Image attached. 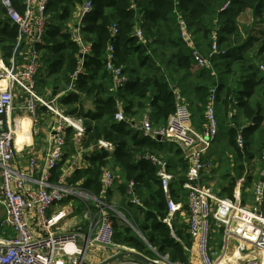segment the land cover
Wrapping results in <instances>:
<instances>
[{
  "label": "trees",
  "instance_id": "1",
  "mask_svg": "<svg viewBox=\"0 0 264 264\" xmlns=\"http://www.w3.org/2000/svg\"><path fill=\"white\" fill-rule=\"evenodd\" d=\"M11 1L22 12L23 0ZM86 1L92 10L82 18L81 33L91 48L82 55L71 39L68 22L75 6ZM226 2L227 7L221 10ZM44 15L42 42L35 45L40 53L35 88L44 98L50 97L48 92L57 96V105L65 113L80 116L85 129L78 147L72 140L73 131L67 129V148L52 171V181L61 179L66 161L78 154L87 164L75 167L66 182L79 184L108 204L114 195L119 196L125 217L140 233L113 217V243L157 258L151 247L158 255L167 254L172 262L186 264L192 240L182 222L170 226L164 222L166 197L156 169L145 155L165 156L175 176L170 197L182 204L180 211L186 215L187 193L182 184L187 160L177 146L172 157L164 155L161 141L143 135L139 125L148 116L154 127L164 126L177 105L185 103L193 128L203 133L207 97L216 86L217 110L227 141L209 158L217 163L220 174L212 188L219 197L232 198L242 178L241 202L252 201L251 189L260 179L264 153V76L258 69V64L264 63V0H48ZM179 17L210 66H196L180 37ZM136 29L142 40L135 35ZM213 33L216 51L211 48ZM16 37V26L0 6V56L8 64L14 55L18 66L27 45L23 41L14 52ZM109 45L112 63L125 77L120 84L105 67ZM86 102L92 107L86 108ZM117 111L122 112L123 120L114 119ZM238 134L243 138L242 147L236 142ZM100 140L111 143L113 150L98 147ZM203 161L206 163L205 157ZM105 169L118 172L120 179L102 194ZM211 179L204 177L205 181ZM130 182L139 204L130 201ZM72 200L76 208L84 209L81 201ZM218 228L221 234L222 227Z\"/></svg>",
  "mask_w": 264,
  "mask_h": 264
},
{
  "label": "built area",
  "instance_id": "2",
  "mask_svg": "<svg viewBox=\"0 0 264 264\" xmlns=\"http://www.w3.org/2000/svg\"><path fill=\"white\" fill-rule=\"evenodd\" d=\"M48 0H23V10L19 12L11 0H0V6L5 9L9 21L16 26L17 37L14 52L20 43L27 45L24 60L16 66L14 55L7 64L0 56V264H83L88 247L92 244L111 246L113 244V217L124 219L123 210L115 204H108L101 198H96L88 189L79 184H68L66 180L52 181V171L61 161L64 153L67 129L73 131L79 141L84 133L83 119L80 116L63 112L57 105L56 97L48 92L49 98L41 97L35 88L34 77L39 67V51L35 45L42 42L45 25V7ZM228 2L222 7L225 9ZM92 10V5L86 1L75 6L68 22L73 42L78 44L81 54L90 52V44L84 40L81 33L82 18ZM180 37L190 48L191 55L197 67H208L210 62L205 59L195 46L194 37L188 29L185 20L178 18ZM115 32V29H112ZM135 35L142 40V33L136 29ZM212 51L217 50L216 34L211 35ZM112 46L107 48L106 69L116 82L125 80L121 68L112 63ZM13 52V54H14ZM259 71L264 76V63L258 64ZM19 88L27 95L25 109L37 121L38 105L45 107L54 114L51 125L52 142L42 164L36 156H30L25 171L15 165L16 148L14 146V126L11 120L16 96ZM217 87L213 86L207 97L205 107L206 128L203 133L197 132L191 125L190 112L187 106L178 104L174 114L170 115L166 125L154 127L148 116L140 122L142 134L160 141H166L177 146L187 160L186 180L182 184L187 193V232L193 242L191 253L195 255L198 264H226L224 260L214 259L210 246V236L213 226L222 227L223 251L234 243L237 256L241 258L238 264H264V153L259 179L252 186V202L250 205L241 202L240 185L237 181L233 197H219L210 185L203 182V172L206 165L203 161L218 133L216 115ZM121 111H117L114 119L123 120ZM37 132L34 129V134ZM238 147L243 146L241 134L236 137ZM98 147L113 150V145L100 140ZM145 158L156 169L160 187L166 197L167 216L164 218L169 226L175 214L181 210V203L174 202L170 197L169 187L175 176L168 167L167 160L158 154L147 153ZM120 174L105 169L103 172L104 194L112 188ZM128 195L133 204L140 202L133 194V183L128 184ZM78 199L84 203L92 202V222H89L88 233L82 229L74 233H57L54 227L63 223L71 213V209L60 210V204L65 199ZM87 214H91L85 205ZM97 219V220H96ZM95 220V222H94ZM81 240V244L79 241ZM232 241V242H231ZM253 251V253H250ZM166 264L172 262L168 255H158ZM225 258V256L223 257Z\"/></svg>",
  "mask_w": 264,
  "mask_h": 264
},
{
  "label": "crops",
  "instance_id": "3",
  "mask_svg": "<svg viewBox=\"0 0 264 264\" xmlns=\"http://www.w3.org/2000/svg\"><path fill=\"white\" fill-rule=\"evenodd\" d=\"M15 91H16L15 98L17 96L18 98L14 99L13 109L11 111V120L13 122L14 132H15L14 135V146L16 148L15 165L20 170L25 171L27 161L30 156H36L39 159V164L43 163L44 157L47 154V150L49 149L50 144L52 142L53 130L51 128V125L55 119L54 118L55 116L51 111H49L45 107L38 105L36 109L37 121L34 123L32 121V116L29 113H27L25 109L27 95L25 94L24 91L20 90L19 88H16ZM89 104L90 102H86L85 107L91 108L92 106ZM182 104L186 106L185 103ZM217 109H218V105L216 106V110ZM262 127L264 129V122L262 124ZM34 129L37 130L35 134H34ZM18 136L22 137L23 139L20 138L17 141ZM226 141H227L226 129L224 128V125H219L217 136L215 137L208 153L204 156L206 158V163L208 164H207V168L205 169V172L203 173V178L204 177L211 178L212 177L211 173L213 175V172L214 175H217V177L220 175L219 172H217L216 170L217 163H212V159L209 158L212 156L211 154L213 151H220L222 146L225 145ZM161 143L163 145V152H164L163 154L164 155L167 154L172 157L174 155L173 151L174 149H176L175 148L176 146L166 141H161ZM81 161L82 162L75 161L73 159V161L70 163L68 167H66L64 164L61 179L66 180V177H69L72 174L75 167L86 166L84 161L83 160ZM114 197L115 199L118 198L117 195H114ZM230 248H228L225 252L224 261L226 264H228V262L229 264H238L241 261V258L237 256L238 253H236L235 249L233 251H230L232 250ZM114 253L115 252L113 250L92 244L88 247L83 261H85L84 263L87 264H100L101 261L113 255ZM221 253H223V250L221 251ZM250 253H253V251H251ZM192 258H193L192 263L198 264L194 254H192ZM111 264H137V263H133L128 260L124 262L116 260L113 261Z\"/></svg>",
  "mask_w": 264,
  "mask_h": 264
},
{
  "label": "rangeland",
  "instance_id": "4",
  "mask_svg": "<svg viewBox=\"0 0 264 264\" xmlns=\"http://www.w3.org/2000/svg\"><path fill=\"white\" fill-rule=\"evenodd\" d=\"M22 47V46H21ZM20 47V49H22ZM24 50L27 52V48L24 47ZM39 94V93H38ZM41 96V95H40ZM43 97V96H41ZM18 96L15 98L17 99ZM90 105V104H89ZM216 115H217V120H218V126L221 124V114L220 112L217 113V110H216ZM217 136V135H216ZM72 140L73 142H75L74 146H77L78 144V141L77 139H75V137L73 136L72 137ZM78 147V146H77ZM67 146L64 147V149L66 150ZM64 150V151H65ZM162 156V155H161ZM165 157V156H164ZM73 159L75 161H80L82 162L81 160H79V155L78 154H73L72 156L69 157V159L66 161L65 163V166L68 167L70 165V163L73 161ZM85 164H87L86 161H84ZM207 164L208 163H205L206 165V168H207ZM213 169V168H212ZM205 172V171H204ZM203 172V173H204ZM211 176H212V179H215L216 181V178H217V175H214V172H213V175L211 173ZM261 178V177H260ZM207 180L205 181L204 178H202L203 182L207 185H210L211 187H215V181L214 180ZM252 190V189H251ZM241 193V191H240ZM114 197V196H113ZM250 198V196H249ZM68 199V200H67ZM65 199L61 204H60V207L58 209L60 210H68V209H71V213L64 219L63 223L59 224L57 227H54V230L57 232V233H61L62 231L65 232V233H74L75 231H79L80 229H82L83 233L87 234L88 233V230H89V222H92V205L93 203L90 201V202H87V203H84V209H78L76 208V205L74 203V201L72 199H69L67 198ZM113 201L112 203L115 204L117 207H120L121 210L122 209V205H123V201L120 200L119 196L117 199L112 198ZM250 201V200H249ZM247 202L248 205L251 204L252 201L250 202ZM87 204L88 206V210L91 211V214H87L86 212H84V210L86 209L85 208V205ZM182 205V204H181ZM262 210H264V204H263V208ZM2 214L1 212V208H0V215ZM125 216V214H124ZM115 218H119L121 219L120 217H115ZM97 220V219H96ZM122 222L120 224H127L129 226H131L134 231L140 235V233L136 230V228L134 226H132V224L129 222V220L125 217L124 219H121ZM177 221V223H183L186 227H187V215L185 212H182V211H179L177 215H175L171 221L172 222H175ZM95 222V220H94ZM232 242V241H231ZM79 243L81 244V240L79 241ZM210 246H211V249H212V252H213V256H214V259H217V260H224V256H225V252L226 251H223V253H221V251L223 250L224 248V242H223V239H222V233L220 234L219 232V228L216 227V226H213L212 228V233H211V236H210ZM101 247H104V248H108L110 250H113L116 254V253H119L122 249H126V250H134L136 251L134 248H130V247H126L124 245H121V244H117V243H113L111 246H101ZM192 247H193V242L191 243L190 247L187 248V255H188V261L186 264H196V263H192V253H191V250H192ZM231 247V248H230ZM230 251H233L234 250V244L232 243L230 246H229ZM150 249L154 252L155 255H157V258H149L148 256L142 254L141 252H139L140 254L148 257L149 259L151 260H154L157 262V264H166L164 261H162L159 257H158V253L154 251L153 248L150 247ZM138 252V251H136ZM113 254V255H114ZM113 255L107 257L106 259H104L103 261L107 260L108 258L112 257ZM86 259V258H85ZM231 261V260H230ZM85 262V261H84ZM83 264H87V263H84ZM102 262V261H101ZM131 262V261H130ZM232 262V261H231ZM180 263V262H179ZM180 264H183V263H180ZM229 264V262H228Z\"/></svg>",
  "mask_w": 264,
  "mask_h": 264
},
{
  "label": "water",
  "instance_id": "5",
  "mask_svg": "<svg viewBox=\"0 0 264 264\" xmlns=\"http://www.w3.org/2000/svg\"><path fill=\"white\" fill-rule=\"evenodd\" d=\"M159 139V138H158ZM263 180V178H261ZM131 261L137 264H157L156 261L149 259L148 257L136 252L134 250L122 249L119 253L114 254L112 257L108 258L105 261H102L100 264H111L113 261Z\"/></svg>",
  "mask_w": 264,
  "mask_h": 264
},
{
  "label": "bare ground",
  "instance_id": "6",
  "mask_svg": "<svg viewBox=\"0 0 264 264\" xmlns=\"http://www.w3.org/2000/svg\"><path fill=\"white\" fill-rule=\"evenodd\" d=\"M20 138H21V139H23L22 137L18 136V139H17V141H18ZM233 244H234V243H233Z\"/></svg>",
  "mask_w": 264,
  "mask_h": 264
}]
</instances>
